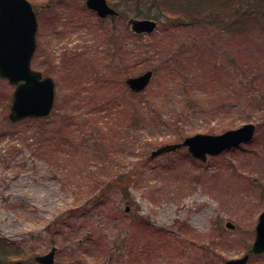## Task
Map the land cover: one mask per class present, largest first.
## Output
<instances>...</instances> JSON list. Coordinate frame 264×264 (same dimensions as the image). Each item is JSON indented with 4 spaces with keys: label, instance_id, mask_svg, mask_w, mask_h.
Masks as SVG:
<instances>
[{
    "label": "rangeland",
    "instance_id": "rangeland-1",
    "mask_svg": "<svg viewBox=\"0 0 264 264\" xmlns=\"http://www.w3.org/2000/svg\"><path fill=\"white\" fill-rule=\"evenodd\" d=\"M27 1L31 68L54 81L55 100L47 117L12 123L14 86L0 78V264H37L52 247L54 264H222L247 252L264 210V14L252 10L242 34L186 13V0H107L123 14L104 24L84 0ZM237 1L228 10L240 14ZM131 18L157 27L133 34ZM148 70L143 92L121 85ZM244 123L252 141L204 163L186 147L151 156ZM124 174L127 196L114 186L94 199Z\"/></svg>",
    "mask_w": 264,
    "mask_h": 264
},
{
    "label": "water",
    "instance_id": "water-1",
    "mask_svg": "<svg viewBox=\"0 0 264 264\" xmlns=\"http://www.w3.org/2000/svg\"><path fill=\"white\" fill-rule=\"evenodd\" d=\"M86 5L98 16L115 15L105 0H87ZM131 30L137 34L151 33L156 23L151 20L132 19ZM36 17L27 0H0V77L8 79L15 85L9 119L14 122L26 117H44L53 104L54 84L50 78L42 79L41 74L30 69V59L35 50ZM152 76L147 71L139 76L126 80L133 92H141L149 84ZM252 124L228 130L219 135L195 134L183 142L163 146L151 156L163 152L187 147L188 152L202 162L207 155H217L223 150L238 147L252 140L254 133ZM232 228V225L227 224ZM256 237L252 245L254 253L264 252V211L258 217ZM54 249L49 253L36 257L40 264H54ZM248 255L226 261L224 264H246Z\"/></svg>",
    "mask_w": 264,
    "mask_h": 264
},
{
    "label": "trees",
    "instance_id": "trees-1",
    "mask_svg": "<svg viewBox=\"0 0 264 264\" xmlns=\"http://www.w3.org/2000/svg\"><path fill=\"white\" fill-rule=\"evenodd\" d=\"M174 1L176 0H171V3H174ZM186 1H187V4L185 5L186 13L191 15L192 12H195L197 15L200 16L202 11L205 10V15L209 17V18H206L205 20L207 23H210V24H212V22L216 24V21L219 20L220 18L219 16H223V19L220 22L221 23L220 27H222L223 29L231 30L234 28L233 25L236 24L237 28L235 29V31H240L242 34L245 32V21L248 20L249 14L252 15V10L255 13H260V15L262 16L264 14V9L260 7L262 3L261 0H252V4L248 3V2H251V0H238L237 1L238 5L239 4L243 5L247 3L245 4V6L247 7L241 9L240 14H239V10H234V8L232 9V11L228 10L229 0H186ZM218 8H224L226 11L220 10ZM159 17L161 16H158V18ZM256 19L257 17H254V20ZM239 23L241 24L237 25ZM251 81H252V77L249 79V83ZM111 104L112 103H108V105L106 106L109 110H112L113 109L112 107L115 106L114 104L112 105ZM222 107H226V105L223 104V106H221L220 108ZM221 110H223V108ZM129 180L130 178H128L126 174H124V176L119 175L117 180L115 179L114 181H111V183H109L106 187H103L102 190L100 191V194L94 199L98 200L100 196L105 195V193L114 186L119 188L122 191V193L124 192V195L127 196L128 195L127 182ZM124 182L126 183L124 184Z\"/></svg>",
    "mask_w": 264,
    "mask_h": 264
},
{
    "label": "flooded vegetation",
    "instance_id": "flooded-vegetation-1",
    "mask_svg": "<svg viewBox=\"0 0 264 264\" xmlns=\"http://www.w3.org/2000/svg\"><path fill=\"white\" fill-rule=\"evenodd\" d=\"M85 1L86 0H84V4H85ZM110 7H115L116 8V12H117V14L116 15H107V16H105V17H103V18H99L94 12H92V11H90L89 9H87V7L85 8V10H88L89 12H91V14L93 15V16H95V18H96V21L98 22V24H100V23H103L104 24V21H106V20H111V19H113V18H120L121 16H122V14H123V12H121L120 10H118L117 9V7L114 5H112L111 3L110 4H108ZM129 20V19H128ZM128 20H127V25L129 26V23H128ZM36 49H37V43H36Z\"/></svg>",
    "mask_w": 264,
    "mask_h": 264
}]
</instances>
